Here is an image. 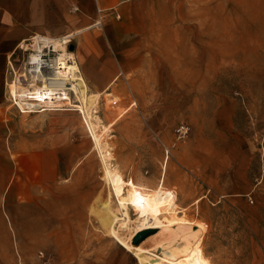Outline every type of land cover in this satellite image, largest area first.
Here are the masks:
<instances>
[{
  "label": "rangeland",
  "instance_id": "obj_1",
  "mask_svg": "<svg viewBox=\"0 0 264 264\" xmlns=\"http://www.w3.org/2000/svg\"><path fill=\"white\" fill-rule=\"evenodd\" d=\"M130 7L125 22L134 35L126 41L132 38L145 61L140 74L99 96L97 131L103 133V126L113 123L104 139L125 179L149 187L163 176L169 180L166 188L187 208V218L204 227L201 247L211 264H264V0H136ZM114 19L119 20L117 15ZM68 39L66 50L77 61L81 36ZM85 46L82 53L92 50ZM31 54L20 47L14 68L8 67V84L27 72ZM8 105L10 123L20 125L13 137L20 140V153L26 152L23 148L47 151L58 158L57 170L68 174L58 183L71 190L70 226L64 229L70 236L61 244L13 245V259L4 263L138 264L104 234L86 206L94 192L106 196L108 189L81 114L61 110L24 115L9 92ZM218 108L234 111V127L251 144L244 149L250 155L246 195L215 191L223 188L225 173L215 185L205 178L219 176L212 169H218L220 154H225L219 147L214 153L208 149L207 156L199 141L210 135L206 127ZM181 125L188 128L185 137L178 136ZM16 215L20 218L22 212Z\"/></svg>",
  "mask_w": 264,
  "mask_h": 264
},
{
  "label": "crops",
  "instance_id": "obj_2",
  "mask_svg": "<svg viewBox=\"0 0 264 264\" xmlns=\"http://www.w3.org/2000/svg\"><path fill=\"white\" fill-rule=\"evenodd\" d=\"M134 1L0 0V245L7 249L0 248V264L13 259V245L23 242L61 244L69 242L70 236L64 229L70 226L71 190L58 183L66 180L68 174L57 170L58 158L47 156V151L23 148L27 152L20 153V140L13 138L15 127L20 125L10 123L9 63L21 44L29 42L34 35L54 38L80 35L76 63L89 91L100 96L109 90L112 92L118 84L128 83L140 74V64L145 61L132 38L126 41V37L134 35L130 22H125ZM116 15L118 21L114 19ZM85 45H90L92 50L82 53ZM217 110L216 119L206 127L210 135L199 141L206 147V154L208 149V153H214L219 147L225 149V154H220V167L212 169L216 174L219 172V176L205 174V178L215 185L225 173L228 178L222 182L225 183L223 188H215V191L221 196L246 195L249 184L246 173L250 168L246 157L250 155L244 149L251 148V144L234 127V111ZM214 163L216 165V161ZM206 165L205 173L209 169ZM228 171L232 179L227 176ZM181 204L188 205L184 201ZM18 212H22L20 218L16 215ZM47 228L51 230H45Z\"/></svg>",
  "mask_w": 264,
  "mask_h": 264
},
{
  "label": "bare ground",
  "instance_id": "obj_3",
  "mask_svg": "<svg viewBox=\"0 0 264 264\" xmlns=\"http://www.w3.org/2000/svg\"><path fill=\"white\" fill-rule=\"evenodd\" d=\"M73 36L65 37V43ZM52 42L56 52H59L57 57L43 60L42 47L39 46L38 53L28 57L27 72L19 77V82L16 77L14 82L8 84L7 91L13 104L24 115L61 110L81 114L98 154L102 179L108 189L106 196L95 192L90 196L86 204L90 215L98 221L104 234L135 257L138 264H211L201 247L204 227L187 218V208L180 206L175 191L166 188L169 180L166 181L163 176L155 187H149L131 178L125 179L119 172L110 146L104 139V132L113 123L108 127L103 126V133L97 131L101 125L96 110L100 95L90 94L73 53L68 52L61 43ZM20 47L27 51L31 45L25 42ZM9 64L14 68L12 62ZM167 163L166 160L163 167L165 172ZM150 230L158 232L134 244L136 235ZM147 243L152 246L146 248Z\"/></svg>",
  "mask_w": 264,
  "mask_h": 264
},
{
  "label": "built area",
  "instance_id": "obj_4",
  "mask_svg": "<svg viewBox=\"0 0 264 264\" xmlns=\"http://www.w3.org/2000/svg\"><path fill=\"white\" fill-rule=\"evenodd\" d=\"M64 38H59L57 40H54V39H50V38L43 36V35H34L30 39V45H31L30 50L32 53H38V47L39 46L42 47V52H41L42 58H43V60L49 61V60L57 57L56 55L59 54V52H56L52 40L57 41V42L61 43L64 47H66L69 41L65 43ZM46 39H48V40L46 43H44L45 42L44 40H46ZM51 56H53V58ZM26 66H28V63H26ZM187 132H188V128L186 125H181L177 129V133H178L179 137H185Z\"/></svg>",
  "mask_w": 264,
  "mask_h": 264
},
{
  "label": "water",
  "instance_id": "obj_5",
  "mask_svg": "<svg viewBox=\"0 0 264 264\" xmlns=\"http://www.w3.org/2000/svg\"><path fill=\"white\" fill-rule=\"evenodd\" d=\"M154 230H150V231H145V232H141L138 235H136L133 239L134 244H139L140 242H142L147 236H149L150 234H153Z\"/></svg>",
  "mask_w": 264,
  "mask_h": 264
}]
</instances>
